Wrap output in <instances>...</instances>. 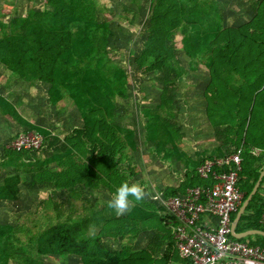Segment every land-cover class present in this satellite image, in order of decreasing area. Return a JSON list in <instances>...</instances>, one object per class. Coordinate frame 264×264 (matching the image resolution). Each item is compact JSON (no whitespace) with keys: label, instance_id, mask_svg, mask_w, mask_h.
<instances>
[{"label":"trees","instance_id":"trees-1","mask_svg":"<svg viewBox=\"0 0 264 264\" xmlns=\"http://www.w3.org/2000/svg\"><path fill=\"white\" fill-rule=\"evenodd\" d=\"M9 1L14 4L17 0ZM150 5L140 52H130L135 58L133 76L111 53L115 34L111 20L99 19L106 11L99 0H43L42 10L31 8L21 16L8 9L10 20H0V68L26 84L49 87L52 107L70 100L80 125L59 137L29 121L14 102L0 94L3 117L22 127L24 134L33 132L45 138L40 151L3 148L0 168L15 172L0 184L1 201H20L21 185L32 190L47 188L71 202L83 199L87 203L102 191L112 197L125 180L142 185L141 173L132 161L139 138L133 127L117 122L118 99L129 97L133 79L151 74L158 75L162 89L158 112L145 113V140L153 143L157 154L174 170L178 165L185 169L181 185L165 190V196L213 185V173L202 178L198 172L206 156L193 160L181 149L183 133L176 122L178 84L200 64L209 74L204 91L207 118L225 135L233 152L242 150V204L248 198L264 169V0L253 2L255 15L238 27L226 25L219 0H150ZM180 52L189 60L188 69ZM219 153L224 156L221 150ZM232 169L229 164L223 169L214 167L213 172ZM263 196L264 179L236 233L264 231ZM86 211L75 213L74 209L67 220L38 233L0 222V264H48V258H75L78 264H130L121 252L106 247V238H136L156 228L155 218L160 224L163 221L155 202L147 200L135 204L124 217L107 204L89 206ZM230 239L264 248L260 235ZM181 262L192 264L190 260Z\"/></svg>","mask_w":264,"mask_h":264},{"label":"rangeland","instance_id":"rangeland-1","mask_svg":"<svg viewBox=\"0 0 264 264\" xmlns=\"http://www.w3.org/2000/svg\"><path fill=\"white\" fill-rule=\"evenodd\" d=\"M137 1L99 0L102 8L106 10L100 13L99 19L101 22L111 20L115 34L111 40V53L132 76L135 74L136 67L135 58L130 56V52L131 50L136 54L140 52V43L145 38L146 23L151 14L150 0ZM255 1L219 0L225 12L226 25L238 27L250 21L255 15L253 6ZM31 8L42 10L43 0H17L14 4L9 0H0V20L5 22L10 20L12 16L6 15L8 9H12V15L21 16ZM177 45L180 47L179 41ZM180 55L183 65L188 69V58L182 52ZM208 82V71L204 64H200L196 72L189 71V75L181 80L174 94L178 108L176 122L184 129L186 148L194 152L204 150L214 152V149L222 144L221 132L213 128L206 118L204 91ZM1 84L4 85V90ZM45 89L42 84H26L14 78L6 69L0 70V91L19 104L25 117L45 127H51L53 121L57 119L61 122L60 127L64 129L65 119L70 118L74 121L73 113L77 116V112L70 101L69 104L52 107L48 102ZM161 89L162 83L158 75H146L140 80L131 81L127 99H118L120 106L117 122L131 126L137 131L139 149L132 154V161L141 173L140 179L146 191L153 190L154 193L159 190L155 186L156 183L163 182L161 176L164 172L168 176V172L152 152L150 148L152 144L145 140L147 119L145 113L147 110H152L153 113L158 112L157 105ZM7 119L0 115V159L3 155V148L11 147L17 137L25 133L18 124ZM43 155V153L38 154L39 157ZM14 172V169L0 168V183L3 177ZM87 204L83 199L71 202L66 196L52 193L47 188L32 190L29 187H22L20 201L0 204V222L29 228L32 233H38L52 224L67 220L69 215L73 214L74 209L75 213L87 210ZM59 215L60 219H58ZM46 261L48 264H78L75 258H48Z\"/></svg>","mask_w":264,"mask_h":264},{"label":"built area","instance_id":"built-area-1","mask_svg":"<svg viewBox=\"0 0 264 264\" xmlns=\"http://www.w3.org/2000/svg\"><path fill=\"white\" fill-rule=\"evenodd\" d=\"M44 147V136L34 133L19 135L10 148L40 151ZM242 162L241 149L225 159L205 161L198 172L202 178L213 173V185L188 189L184 195L170 198L162 194L154 197L176 219V249L182 259L192 264H264L263 247L230 239L233 215L244 198L239 185ZM229 164L233 165L231 171L213 172L214 167L223 169ZM204 216L213 218L216 224L210 228L203 226Z\"/></svg>","mask_w":264,"mask_h":264},{"label":"crops","instance_id":"crops-1","mask_svg":"<svg viewBox=\"0 0 264 264\" xmlns=\"http://www.w3.org/2000/svg\"><path fill=\"white\" fill-rule=\"evenodd\" d=\"M3 68L5 69V67L2 66L0 68V70H3ZM8 72H10V71H8ZM32 84H36V83H32ZM42 85H44V84H42ZM44 87L46 88L45 91H46V95L48 97L49 87H47L46 85H44ZM10 88H12V86H10ZM2 90H4V85H2ZM0 94L3 96H6L3 91H0ZM69 101L70 100L65 99L61 104H59V106L69 104ZM15 104L19 108V104L18 103H15ZM19 110H20V108H19ZM205 111H206V109H205ZM20 112H21V110H20ZM75 112H77V111H75ZM23 116H24V114H23ZM73 117H74V121L70 120V118L65 119L66 125L64 126V129L60 127L61 122L57 119L55 121H53V125H51V127L50 126L45 127V126L40 125V124H38V125L47 128L54 135H57L59 137H64L73 128L80 125V122H79L80 119H78V117L76 115L74 116V113H73ZM3 118L7 119L6 117H3ZM206 118H207V114H206ZM29 121H31V120H29ZM207 121L209 122L208 118H207ZM32 123H34V122H32ZM177 124H178V122H177ZM179 127H180V125H179ZM63 132H64V134H62ZM182 133H183V139L181 141V149L183 150V152H185L193 160H197L199 155L200 156L205 155L207 158L206 161H215L218 159H225L227 157H230L233 153H235V152H233V150H234L233 146L230 143H229V146L226 144L227 142L225 141V135L222 133H221L222 144L218 145V147L216 149H214L215 150L214 152L213 151L209 152V151H205V150L202 152H200V151L194 152L192 150H188L186 148V145H185L186 135H184L185 132H184L183 128H182ZM151 144H152L151 145L152 147H150V148H151L152 152L156 155V158H159V160L163 163V165H164L163 168H166V171L168 172L167 174H168V176H170V178H169L166 175V173L164 172L161 176L163 182L159 181V184L156 183V185H155L157 188H159L158 192L154 193L153 190H151V191L149 190V193L151 195L149 196V198L146 199L149 202H155V210H156V212H158L157 215L162 217L163 221L160 224L158 222L159 219L155 218L154 224L155 225L157 224L156 228L153 227L152 229H149L148 231L141 233L136 238H131V237H127V236L122 238V239H118V240H113V239L111 240L109 238H106L105 244L109 250H111L113 252H121L127 259H129L130 264H182L181 261L183 259L180 257V255L176 249V241H175L176 219L171 215V213L166 208H163L164 206L162 205L161 202L155 201L154 197L159 196L161 194L164 197H166L165 196V190L178 188L181 185V183L183 182L185 169L181 165H178L177 170H174L171 167V165L165 160L163 155L159 156L157 154L156 150L154 149L155 147L153 146V143H151ZM219 150H221L223 152L224 156L220 155ZM8 169L13 170V168H8ZM171 175H173L174 177H172ZM167 177L169 178V180H167L168 179ZM3 178H2V180H3ZM155 186L153 188L156 190ZM22 187L27 188V186L21 185V198H22ZM39 190H41V189H39ZM106 195L107 194L102 191L101 193H99L98 198H90L89 200H87V201H89L87 206L88 207L89 206H95V205L103 206V205L107 204L106 202L109 199H111V197L106 196ZM167 198H169V197H167ZM263 201H264V198H263ZM7 202H9V201H1L0 200V204L1 203H7ZM133 208H134V206L131 208V210L128 213H126L125 215H122L120 217L128 216L129 213L133 210ZM87 212L88 211H86V210L83 211V213H87ZM201 224L207 228H210L216 224V220H214L213 218H211L209 216H204L202 218ZM251 236H255V235H251ZM253 239H255V237H253ZM142 253H145V254H143L144 256H142ZM134 257H136V258H134Z\"/></svg>","mask_w":264,"mask_h":264},{"label":"clouds","instance_id":"clouds-1","mask_svg":"<svg viewBox=\"0 0 264 264\" xmlns=\"http://www.w3.org/2000/svg\"><path fill=\"white\" fill-rule=\"evenodd\" d=\"M151 194L139 182L123 181L107 203L117 216L128 213L135 204L144 202Z\"/></svg>","mask_w":264,"mask_h":264},{"label":"water","instance_id":"water-1","mask_svg":"<svg viewBox=\"0 0 264 264\" xmlns=\"http://www.w3.org/2000/svg\"><path fill=\"white\" fill-rule=\"evenodd\" d=\"M263 179H264V169L262 170L261 175L259 177V180L256 183L255 187L253 188L252 192L250 193L248 198L244 201V203L240 207V210L238 211L236 219L233 221L232 236L238 240L244 239V238L251 236V235H261L264 237V231H260V230H251V231H247V232H244L241 234L236 233L237 226H238L243 214L246 212V209L249 206L250 202L252 201L253 197L257 194L259 188L261 187Z\"/></svg>","mask_w":264,"mask_h":264}]
</instances>
